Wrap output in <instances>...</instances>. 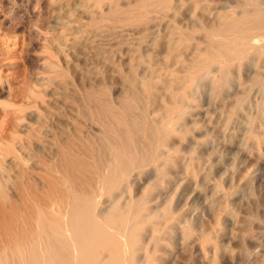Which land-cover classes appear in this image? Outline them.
Listing matches in <instances>:
<instances>
[{
	"label": "rangeland",
	"instance_id": "obj_1",
	"mask_svg": "<svg viewBox=\"0 0 264 264\" xmlns=\"http://www.w3.org/2000/svg\"><path fill=\"white\" fill-rule=\"evenodd\" d=\"M261 1L0 0V207L21 204L18 193L34 184L44 194L43 218H53L59 205L66 213L72 195L84 189L61 160L96 159L98 153L77 150L81 139L106 135L95 115L99 101L121 111L126 90H147L145 106L155 102L150 95L163 93L159 103L169 108L162 107L159 121L166 126L180 117L182 132L168 135L179 149L177 162L163 183L152 168L146 182L132 187L139 197L154 184L150 204L170 215L155 264H264V87L254 80L252 62L238 70L241 45L232 49L211 34L218 13L260 15ZM165 5L167 14L177 12L174 21L162 18ZM218 54L234 76L241 74L232 86L214 88V73L204 74ZM189 95L182 107L178 102ZM157 107L147 111L153 115ZM139 136L143 148L131 153L134 160L148 154ZM19 208L17 219L8 213L0 223L26 228ZM190 223L192 235L185 236Z\"/></svg>",
	"mask_w": 264,
	"mask_h": 264
},
{
	"label": "bare ground",
	"instance_id": "obj_2",
	"mask_svg": "<svg viewBox=\"0 0 264 264\" xmlns=\"http://www.w3.org/2000/svg\"><path fill=\"white\" fill-rule=\"evenodd\" d=\"M261 4L264 5V0ZM169 9L170 5L162 7L161 16L174 21L177 12L167 14ZM243 18L244 23L241 22ZM214 20L215 28L211 34L217 36L219 33V39H226L224 45L227 47L241 45L234 60L238 62V70L242 69L246 60L252 62L256 67L252 74L254 80L264 87L261 77L264 75V12L244 17L231 10L218 13ZM205 26L210 27L208 24ZM254 27L259 28L258 33L247 32ZM219 54L204 74L214 73V88L232 86L234 80L241 79V74L234 76L233 65ZM253 55H258V58ZM224 77L225 83L222 84ZM241 81L240 85H243ZM137 90L122 92L121 111H115L107 102L99 101L102 108L95 109V115L106 126L103 132L106 135L104 138L101 135L81 139L77 150L91 157L93 153H98L95 160L88 162L76 156L61 160L67 165L65 171L69 179L82 182L84 189L83 194L72 195L66 213L59 205V209L52 208V213L54 217L57 214L60 217L43 218L46 216L41 204L44 194L34 184L29 193L25 190H21V195L18 193L21 204L12 201L8 208L7 205L0 207V219L9 214L17 219L21 205L25 215L20 216V222L26 227L22 228V225L12 221L0 223V264H155L158 247L166 239L165 235L170 234L167 225L170 215L167 210L160 211L156 201L150 204L154 198H150L149 191L154 184L149 183L140 191L139 197L133 193L132 187L133 183L146 182V173L152 168L160 184L166 180L169 167L177 162L176 153L179 150L169 144L168 135L182 132V128L176 125L180 117L166 126L159 121L163 117L162 107L169 108V104L159 103L165 97L163 93L150 95L149 98L156 103L148 102L145 106L143 102L147 90ZM190 100V95L183 96L178 103L185 107L191 103ZM152 104L158 106L153 115L147 111ZM140 107L142 111H139ZM181 111L183 115L184 109ZM139 134L147 140L145 147L148 154L134 160L131 153H141L143 148L138 144ZM97 142L99 144H95ZM0 191L4 193L1 184ZM92 191L94 194L90 195ZM97 194L98 197H95ZM193 228L191 223L188 224L185 236L192 235Z\"/></svg>",
	"mask_w": 264,
	"mask_h": 264
}]
</instances>
